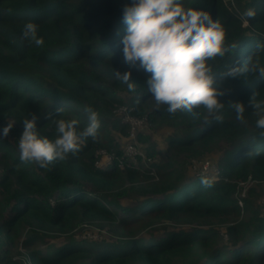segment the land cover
<instances>
[{"label": "trees", "instance_id": "16d2710c", "mask_svg": "<svg viewBox=\"0 0 264 264\" xmlns=\"http://www.w3.org/2000/svg\"><path fill=\"white\" fill-rule=\"evenodd\" d=\"M129 4L131 0H0V131L9 120L15 123L8 137L0 139V263L264 264V212L252 201L253 188L236 196L240 182L264 183V137L256 127L264 113L249 106L254 93L257 101L264 100V78L242 73L221 80L217 75L226 93L220 97L225 104L219 113L222 123L212 116L205 123L208 114L203 108L199 118L187 112L171 116L147 92L150 73L138 63L124 62L123 8ZM182 4L208 12L225 28L230 51L209 62L214 73L243 67L250 55H258L264 67V50L256 49L264 44V0ZM249 8L257 14L245 24L241 17ZM29 21L38 25L42 47L22 39ZM115 70L131 71L134 91L116 78ZM230 102L245 105L242 121L236 120ZM123 104L127 112L150 123L179 128L167 137L168 159L158 158V151L145 143L147 167L128 159L122 168L118 160L108 170L96 166L100 148L123 153L111 134L112 128L127 134L128 126L114 119L115 109ZM89 106L98 112L101 124L95 140L88 138L77 154L47 168L21 162L22 122L32 112L39 117L41 135L55 139L54 119H76L83 130ZM58 108L63 112L58 114ZM49 113L52 118H47ZM137 138L149 139L142 133ZM222 141L218 179L187 175L176 163V155L201 157ZM202 178L210 179L212 186H203ZM131 194L142 198L122 203L121 198ZM82 222L106 223L117 239H76L73 232ZM157 225L161 233L139 235ZM216 225L225 227L227 241ZM55 237L65 240L49 241ZM19 244L26 258H14L11 247Z\"/></svg>", "mask_w": 264, "mask_h": 264}, {"label": "clouds", "instance_id": "9594fccd", "mask_svg": "<svg viewBox=\"0 0 264 264\" xmlns=\"http://www.w3.org/2000/svg\"><path fill=\"white\" fill-rule=\"evenodd\" d=\"M253 8L245 10L242 19L245 23L256 17ZM123 22L126 35L122 38L124 62L150 73L145 84L157 106L165 105L166 111L175 116L178 112H187L199 118V109L206 110L205 123H210L209 116L223 122L219 115L225 104L220 97L226 93L217 81L228 77H238L242 73H258L264 78V67L250 55L243 67L231 68L226 72H213L210 61L217 56H224L230 49L225 46L226 31L218 19L206 11L186 8L182 0H131L123 8ZM22 39L36 47L44 45L43 37L38 35V25L26 22ZM256 49L264 50V44H257ZM131 71L121 73L115 70V76L129 91L135 90V83L130 82ZM236 114V120L244 118L245 105L242 102H230ZM249 106L256 113H264V100L257 101L256 93L249 100ZM58 114L63 108L56 110ZM88 124L79 129L76 119H54L55 139L42 136L37 126L39 117L30 114V119L23 120V132L19 137L18 151L22 163H36L42 168L57 161L65 160L69 154L75 155L88 139L95 140L100 129L99 114L92 107H86ZM47 118H52L49 113ZM15 123L9 120L0 132V139H6ZM259 135L264 137V115L256 121ZM257 154H259L257 152ZM201 184L211 187L212 181L202 178ZM55 201V200H54ZM55 203V202H54Z\"/></svg>", "mask_w": 264, "mask_h": 264}, {"label": "rangeland", "instance_id": "374dc122", "mask_svg": "<svg viewBox=\"0 0 264 264\" xmlns=\"http://www.w3.org/2000/svg\"><path fill=\"white\" fill-rule=\"evenodd\" d=\"M248 24V21L247 23ZM125 102H130L129 96H126L124 98ZM121 107H117V109L114 111V119L118 120L120 123L125 124L128 126L127 134H124L122 131L118 129H111V134L115 138V140L120 144V147L124 149L125 143L130 138L129 132L133 131L134 135L137 136L139 133H142L144 135H147L149 137L148 141L141 142L140 140H137L142 147L139 149V153H142V161H138L137 158L130 157L129 161L134 163L135 165H138L140 167H147L149 166L150 158L146 156V145L150 144L152 148H155L158 151V158H162V160L168 159L169 151H168V142L167 137L169 135L175 134L179 132V128L175 127L174 124H153L150 123L148 120H144L145 122H142L140 124L133 125L129 123V120L125 119V112L123 109H125L127 106L120 105ZM123 106V107H122ZM130 119V118H129ZM127 120V121H126ZM2 132V131H0ZM129 134V135H128ZM10 140H12L11 137H9ZM147 143V144H145ZM225 148V142H220L218 146L214 147L212 150L206 152L201 157H194V158H187V156L181 154L176 155V163L180 165L186 172L187 175L192 176H211V178L218 179L220 176L218 175V166L217 161L219 156L221 155L223 149ZM122 149V150H123ZM3 168L0 165V174H2ZM90 188H93V186ZM253 188L254 193L252 195V201L254 202L255 206L260 211L264 212V183H256L254 180L249 179L246 182H240L239 183V192L236 193V196L241 198L242 196H245L247 194V191ZM142 197H138L136 194L129 195V196H123L121 198L122 203L124 204H134ZM186 226V225H185ZM161 227V225H157L155 227H148L140 231L139 235L147 236L148 234H151L150 231H152L154 234L161 233V229H157ZM216 228L219 229L220 234L222 236V240L227 241L228 236L224 232L225 227L216 225ZM155 231H154V230ZM74 237L76 239H79L81 241L85 240H95V241H114L117 239V236L112 233L110 230L107 229L106 223H104V226H101L99 223L95 222H82L80 223L77 228L73 232ZM24 237H21V240ZM65 240L64 237H55L50 238L49 241L55 242H61ZM221 240V241H222ZM223 242V241H222ZM12 254L15 259L26 258L25 250L19 246H12L11 247ZM28 264H31L30 261H27ZM2 264V263H0Z\"/></svg>", "mask_w": 264, "mask_h": 264}, {"label": "built area", "instance_id": "2783aa9c", "mask_svg": "<svg viewBox=\"0 0 264 264\" xmlns=\"http://www.w3.org/2000/svg\"><path fill=\"white\" fill-rule=\"evenodd\" d=\"M123 106L125 105L123 104ZM118 107H121V106L119 105ZM123 110L125 112L124 118L129 120V123L131 122L133 125L140 124L142 122H145L144 120H147L145 117H137L135 115L130 114L129 112H127V107ZM129 134L128 135L130 136V138L125 143L124 149L120 147L121 149H123L122 150L123 153L121 156H118L115 154V152L106 150L104 148L98 149L97 154H96L97 159L95 162L96 166L99 167L100 169L108 170L112 168L113 164L115 163L114 160H118V166L122 168L125 165L126 159L129 160L130 157L137 158V155H143L142 153H139V149H141L142 146L139 143H137L138 142L137 133H136V136L134 135L133 131L129 132ZM218 172H219V169H218ZM54 202L55 201L52 200V203Z\"/></svg>", "mask_w": 264, "mask_h": 264}]
</instances>
